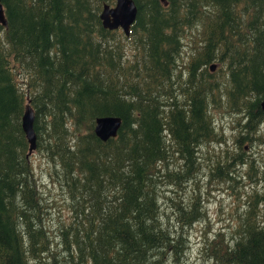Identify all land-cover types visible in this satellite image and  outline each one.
I'll list each match as a JSON object with an SVG mask.
<instances>
[{
	"label": "trees",
	"instance_id": "1",
	"mask_svg": "<svg viewBox=\"0 0 264 264\" xmlns=\"http://www.w3.org/2000/svg\"><path fill=\"white\" fill-rule=\"evenodd\" d=\"M134 1L131 61L101 23L115 0H0V264H61L60 251L63 264H187L188 230L204 216L197 148L218 138L211 60L228 70L222 88L244 131L264 121V0ZM196 35L202 45L180 76L182 39ZM26 104L34 151L61 170L72 200L57 244L20 125ZM104 115L122 120L106 141L94 133ZM216 158L221 170L235 156ZM259 203L250 210L262 225L250 213L229 243L204 244L211 264H264V190Z\"/></svg>",
	"mask_w": 264,
	"mask_h": 264
},
{
	"label": "rangeland",
	"instance_id": "2",
	"mask_svg": "<svg viewBox=\"0 0 264 264\" xmlns=\"http://www.w3.org/2000/svg\"><path fill=\"white\" fill-rule=\"evenodd\" d=\"M130 36L131 33L125 36L122 29L116 32V38L120 39L123 44L126 56L133 61L135 60L133 54L138 56V50ZM182 42L185 45L182 47L176 66V71L180 76L185 75L190 58L202 45L200 35L187 36L182 39ZM212 64L215 67L209 69L211 75L209 79L217 83V86L218 84L221 86L218 103L215 107H211V117L218 138L197 148L198 160L202 169L192 187L202 199L204 216L195 221L188 230L187 264H211L203 252L204 244L222 246L229 243L235 236L236 227L241 219H245L250 213L262 225V216H256L250 209L254 207L259 213L262 211L259 198L264 190V121L258 124L254 133L244 131L242 124L246 118L242 112L236 110L235 104L227 101V91L225 87L222 88V83L227 82L229 88L228 70L217 59L211 60L208 65ZM241 133L248 137L242 145L236 141ZM226 152L235 156V159L231 161L233 164L221 170H213L216 157L223 156ZM30 162L38 189L48 204L45 219L50 230V237L52 243L57 244L59 237L55 227L57 222L67 217L72 200L66 192L67 186L60 175L61 170L42 152H36L33 149L30 152ZM175 167L176 165H171V168ZM211 170L213 173H210ZM165 194L172 196L173 192L165 190ZM179 209L182 213L185 211L183 207ZM161 210L169 214L174 211V207L168 199H163ZM56 251L58 252V248ZM57 256L61 264L65 263V259L62 260L61 251ZM45 260L48 264L49 259Z\"/></svg>",
	"mask_w": 264,
	"mask_h": 264
},
{
	"label": "water",
	"instance_id": "3",
	"mask_svg": "<svg viewBox=\"0 0 264 264\" xmlns=\"http://www.w3.org/2000/svg\"><path fill=\"white\" fill-rule=\"evenodd\" d=\"M164 1V0H162ZM166 4V2L164 1ZM138 8L134 0H115L113 5L103 4L100 19L102 26L109 30L121 28L126 36L130 34V28L137 18ZM0 24L5 25L3 8L0 4ZM215 65H210L214 69ZM260 106L264 109V97L260 101ZM119 116L104 115L95 118L94 133L102 141L115 137L121 126ZM33 112L28 104L22 112L20 125L28 143V154L35 147V134L33 131Z\"/></svg>",
	"mask_w": 264,
	"mask_h": 264
},
{
	"label": "bare ground",
	"instance_id": "4",
	"mask_svg": "<svg viewBox=\"0 0 264 264\" xmlns=\"http://www.w3.org/2000/svg\"><path fill=\"white\" fill-rule=\"evenodd\" d=\"M135 22V21H134Z\"/></svg>",
	"mask_w": 264,
	"mask_h": 264
}]
</instances>
